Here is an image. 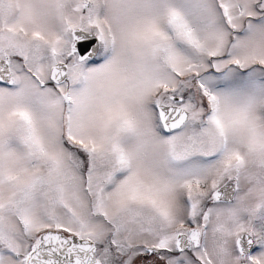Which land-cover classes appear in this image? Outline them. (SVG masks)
Segmentation results:
<instances>
[{
  "label": "snow or ice",
  "instance_id": "1",
  "mask_svg": "<svg viewBox=\"0 0 264 264\" xmlns=\"http://www.w3.org/2000/svg\"><path fill=\"white\" fill-rule=\"evenodd\" d=\"M0 264H264V0H0Z\"/></svg>",
  "mask_w": 264,
  "mask_h": 264
}]
</instances>
